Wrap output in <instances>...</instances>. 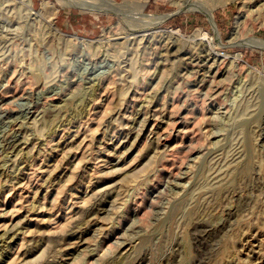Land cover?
Here are the masks:
<instances>
[{
	"label": "rangeland",
	"instance_id": "rangeland-1",
	"mask_svg": "<svg viewBox=\"0 0 264 264\" xmlns=\"http://www.w3.org/2000/svg\"><path fill=\"white\" fill-rule=\"evenodd\" d=\"M112 1L0 0V264H264V0Z\"/></svg>",
	"mask_w": 264,
	"mask_h": 264
},
{
	"label": "bare ground",
	"instance_id": "bare-ground-1",
	"mask_svg": "<svg viewBox=\"0 0 264 264\" xmlns=\"http://www.w3.org/2000/svg\"><path fill=\"white\" fill-rule=\"evenodd\" d=\"M93 1H95V0H93ZM97 1H99L100 3H102V4H100V5H102V8L100 9V10H104V11H106V10H115L116 12L117 11H119V10H121L123 7H122V5H120V4H116V3H114L112 0H97ZM29 3L27 2V4L26 3H24L23 2V7L25 6L26 7V9L27 10H29V11H31L32 9L30 8V5H28ZM71 4H73V3H71ZM77 4V3H76ZM91 4V3H90ZM183 4H184V6L186 7V8H189V7H195V5H197V3L196 2H194V0H184L183 1ZM88 5V4H87ZM79 6V5H78ZM144 7H145V4H142V5H140V7L138 8V11H137V15H138V17H139V19L143 22H141L142 24H140L136 29H132L133 31H131L132 33H130L131 35H132V37L130 38V41H131V39H134V38H136V37H142V38H144V37H146L147 36V33L148 32H150L154 27H157V25H159L161 22H162V20H163V17H154V16H146V15H144ZM86 8V7H85ZM198 9H201L203 12H205L210 18H211V15H210V11H208V9H206V8H202V7H200V6H198ZM92 10V9H91ZM140 22V21H139ZM46 23L49 25V28H51L52 27V24H51V22H50V19L49 20H47L46 21ZM54 30L57 32V33H59L55 28H54ZM150 34V33H149ZM170 34V36H171V38L173 37V38H179V39H184V40H186V41H189V42H193V41H195V38H196V35H193L192 37H187V38H185V37H183L179 32H177V31H172V32H170L169 33ZM203 34V33H202ZM200 36H202L201 34H199ZM149 37V36H148ZM200 38V37H199ZM197 39V38H196ZM203 41L205 40L209 45H212L213 43L211 42V41H215V40H217L218 41V35H215V36H209V37H207V34H203V38H201ZM129 40V39H128ZM139 40V39H138ZM216 42V41H215ZM207 45V44H206ZM214 45V44H213ZM242 46H252V47H256V48H259V49H261V50H264V41H262V40H258V39H254V38H251V39H249V41L248 42H246V43H244V44H242ZM208 47H210V46H208ZM212 48L213 47H211V50H212ZM232 57V56H231ZM225 59V58H224ZM232 59V58H231ZM225 60H227V58L225 59ZM224 60V61H225ZM233 63L235 64V66H234V64H233V66L234 67H244V62H243V60L240 58V57H238V56H236L235 58L233 57ZM232 66V65H231ZM244 69V68H243ZM253 74V73H252ZM257 77V76H256ZM237 110V109H236ZM7 121V120H6ZM11 122V121H10ZM263 131H264V127H263ZM160 132V131H159ZM18 135V134H17ZM161 140V139H160ZM5 152V151H4ZM227 212V211H226ZM200 224V223H199ZM203 225V224H202ZM195 226V225H194ZM193 226V227H194ZM200 227V228H199ZM210 229V228H209ZM195 231L197 232V234H199V235H197V236H195V241L196 242H200V241H202L204 238H206V237H210L211 236V234H212V231L211 230H208V229H206L204 226H201V224H200V226H197L196 228H195ZM218 231V230H217ZM195 234V233H194ZM193 234V235H194ZM145 257V256H144ZM139 258L138 260H135L134 262H133V264H144V262H145V258ZM167 258H168V256H167ZM165 262H166V260H165ZM169 261H167L166 263H164V264H169L168 263ZM160 264H162V263H160Z\"/></svg>",
	"mask_w": 264,
	"mask_h": 264
}]
</instances>
